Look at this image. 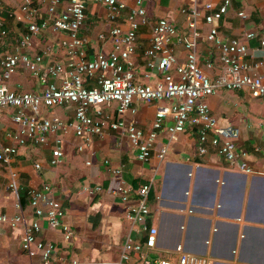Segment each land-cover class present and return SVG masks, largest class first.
<instances>
[{
  "label": "built area",
  "instance_id": "1",
  "mask_svg": "<svg viewBox=\"0 0 264 264\" xmlns=\"http://www.w3.org/2000/svg\"><path fill=\"white\" fill-rule=\"evenodd\" d=\"M234 0H221L217 7L205 3L202 12L196 0L190 8L180 12L187 19L188 31H180L168 18L150 21L140 1L127 7L120 0H46L45 16L38 18L32 0H23L22 16L16 19L26 24V32L16 42L15 52H0V110H12L11 121L16 126L7 132L8 143H0V165L7 168L4 189L13 196L18 214L8 216L0 212V224L15 229L23 227L21 250L30 260L39 264H53L56 248L38 238L41 222L50 229H60L65 241L73 232L64 221L61 203L53 197L52 188L23 186L18 182V173L12 169L13 158L21 147L53 146L51 167L63 160V142L70 135L79 140L78 152L89 147L94 140L102 139L108 132L124 137L131 146L136 159L149 163L152 158L161 163L168 152L170 140L187 129L197 134V155L203 157L212 151L231 167L244 174L253 173L247 163V153L237 148L236 130L220 127L211 115L207 98L217 89L227 91L245 90L259 100H264V73L257 68L262 61H249L250 42L257 40L264 49V37L250 29L242 36L226 38L219 32V22L226 16ZM92 4L103 6L106 21L113 26L97 40H111L108 52L98 51L90 55L86 46L89 40L81 35L86 20V8ZM3 1L0 0V13ZM237 16L246 19L239 11ZM202 18L208 30L205 41L218 53V62L207 59L202 69L197 42L200 33L197 21ZM124 19L125 30L116 22ZM148 28L147 45L140 50V32ZM48 29L66 36L58 44L64 50L62 61L52 60L47 52L30 55L25 48L37 46L36 37ZM8 31L0 15V45ZM35 43H34V41ZM184 51L180 62L176 48ZM148 82L139 79V67ZM19 68L26 69L41 90L37 93L12 91L8 82ZM156 104L154 119L148 130H143L133 117L138 106ZM71 108L72 117L65 121L57 116H42L41 109ZM165 131L169 142L156 149L160 132ZM108 167V161L104 162ZM86 164H90L87 162ZM34 168L40 169V163ZM109 169V168H108ZM154 176L134 189L121 179L120 169L108 170L117 185L113 195L126 207L125 218L128 232L124 238L118 259L112 264H129L132 257H139L137 264H211L206 258L185 254L178 247L172 256H153L157 244V228L149 220L151 209L149 193ZM96 186V192L101 191ZM19 195L28 199L34 219L26 221ZM59 264H65L60 262ZM67 264H79L72 261Z\"/></svg>",
  "mask_w": 264,
  "mask_h": 264
},
{
  "label": "crops",
  "instance_id": "2",
  "mask_svg": "<svg viewBox=\"0 0 264 264\" xmlns=\"http://www.w3.org/2000/svg\"><path fill=\"white\" fill-rule=\"evenodd\" d=\"M2 1L5 16L1 18L8 37L0 45V52H15L16 42L26 32V24L16 19L22 16L23 0ZM45 1L32 0L38 18L45 16ZM120 1L127 7H133L137 0ZM138 1L150 21L168 18L178 30L188 31L187 19L180 10L190 8L194 0ZM208 2L217 7L221 0H196L197 9L202 14V7ZM239 11L247 18H239ZM116 23L123 30L127 27L124 19ZM218 25L220 34L226 38L242 36L250 29L264 37V0H234ZM112 26L113 23L106 21L103 6L92 3L87 6L86 20L80 33L89 40L86 48L90 55L111 49L109 38L102 42L97 37L107 33ZM197 28L201 65L204 66L207 59L217 63L218 53L204 39L208 26L202 18L197 21ZM148 36V28L143 27L140 50L146 47ZM63 40H66L64 34L48 29L36 37L37 46L25 48L24 52L30 55L47 52L54 58L52 60L62 61L64 50L58 44ZM176 53L183 62L182 48H176ZM249 54L252 63L262 61L257 72L264 73V49H260L256 39L250 42ZM145 72L141 61L139 79L142 83L148 82L142 77ZM206 73L213 75L215 71ZM8 86L15 92L37 93L41 90L24 68L17 70ZM207 104L218 126L238 132L235 138L237 148L247 153V163L253 173L239 172L212 151L203 157L198 156L195 129H187L170 142L166 132H160L156 149L169 142L168 152L161 163L155 158L149 163L139 162L128 141L112 132L94 140L82 152H78L79 140L70 133L64 139V156L57 167L49 165L53 156L51 144L19 149L12 161L19 184L33 188L51 186L53 197L64 210L63 221L73 232L72 238L65 241L60 229H50L41 222L38 238L55 246L53 264L72 261L112 264L116 261L129 225L125 218L126 207L113 195L117 180L108 170L120 169L121 179L136 189L154 176L157 166L149 193V222L158 231L153 256H172L180 247L183 253L206 258L211 264H264V100L255 101L245 90L217 89L207 98ZM156 108V104L138 106L133 117L138 127L148 130ZM12 112L0 110V143H8L5 134L16 129L11 121ZM41 114L57 116L65 121L72 117L69 107L43 108ZM105 161H108V167ZM35 163H40L39 170L34 168ZM7 171L0 165V212L14 216L19 213L14 206V198L4 189ZM96 186H100L101 191L96 192ZM19 197L23 215L29 222L34 219L32 209L24 195ZM22 235V226L12 229L0 224V264H39L38 260H30L21 250ZM138 262L139 257L134 256L129 264Z\"/></svg>",
  "mask_w": 264,
  "mask_h": 264
},
{
  "label": "rangeland",
  "instance_id": "3",
  "mask_svg": "<svg viewBox=\"0 0 264 264\" xmlns=\"http://www.w3.org/2000/svg\"><path fill=\"white\" fill-rule=\"evenodd\" d=\"M202 69H203L205 72H211V70H210V69H206L205 66H203ZM254 100L256 101V99H254ZM257 100H259V99H257ZM144 108H145V107H144ZM159 148H160V147H158L157 150H158ZM152 171H154V170L152 169ZM151 174H152V173H151Z\"/></svg>",
  "mask_w": 264,
  "mask_h": 264
},
{
  "label": "trees",
  "instance_id": "4",
  "mask_svg": "<svg viewBox=\"0 0 264 264\" xmlns=\"http://www.w3.org/2000/svg\"><path fill=\"white\" fill-rule=\"evenodd\" d=\"M2 12H3V11H2ZM2 12L0 13V15H1V16L3 15V17H4V16H5V14H4V13H2ZM3 24H4V22H3ZM5 29H6V28H5ZM7 37H8V36H7Z\"/></svg>",
  "mask_w": 264,
  "mask_h": 264
},
{
  "label": "bare ground",
  "instance_id": "5",
  "mask_svg": "<svg viewBox=\"0 0 264 264\" xmlns=\"http://www.w3.org/2000/svg\"><path fill=\"white\" fill-rule=\"evenodd\" d=\"M152 194V193H151Z\"/></svg>",
  "mask_w": 264,
  "mask_h": 264
}]
</instances>
